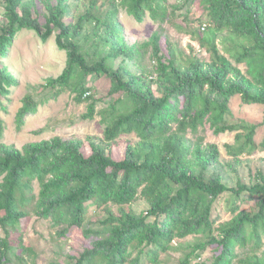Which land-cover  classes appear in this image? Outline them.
Listing matches in <instances>:
<instances>
[{"label": "trees", "instance_id": "obj_1", "mask_svg": "<svg viewBox=\"0 0 264 264\" xmlns=\"http://www.w3.org/2000/svg\"><path fill=\"white\" fill-rule=\"evenodd\" d=\"M66 1L45 0L47 14L41 25L24 0H3L6 22L0 25V58L22 29L41 34L42 40L55 34L56 45L65 51L67 60L58 77L46 79L47 98L74 86L78 101H83L89 90L87 77L106 79L111 98L99 110L105 138L134 133L139 146L128 143L124 157L114 159L94 142L84 145L58 137L22 149L0 144V264H9L12 257L22 261L30 250L22 242L23 224L30 214L55 215L65 225L60 230L63 234L84 227L89 204L109 203L120 208L119 215L107 214L95 221L109 228V233L86 246L72 264H155L175 238L193 234L208 238L205 244L213 250L210 264H231L240 246L253 252L241 264H264V250L261 256L254 253L264 246V174L258 173L251 185L238 182L235 187L215 176L206 179L201 171L195 172V166L206 169L216 159L217 149L213 145L208 150L199 145L191 149L185 137L186 131L196 132L206 123L215 133L233 131L228 103L237 94L245 102L264 105V0H206L214 29L230 27L245 40L236 61L245 63L250 79L234 80L230 79L234 66L213 43H209L207 70L198 59L181 61L172 52L167 56L162 46L168 41L162 43L166 38L157 32L146 42L128 45L118 20L120 9L136 21H142L148 10L153 19L162 22L167 0H105L104 5L89 0L87 11L75 22L65 19ZM181 1L185 5L191 0ZM87 21H93L110 43L108 52L93 63L85 59L77 41ZM206 29L205 25L202 30ZM149 49L154 62L148 71L149 82L156 84L157 95L144 83L148 74L143 73L142 59ZM119 56L131 60L141 73L109 66ZM16 84V77L0 65V105ZM114 95L117 97L112 98ZM47 98L35 101L25 96L18 111L19 123ZM94 110L91 104L83 118L92 119ZM254 131L250 127L245 134L246 144H253ZM196 157L200 158L197 162ZM243 193L258 199L257 210L239 212L219 226L218 234L211 235L217 201L229 195L226 205L235 211L234 199ZM139 196L149 204L146 211L137 214L126 209ZM151 216L153 221L148 220ZM87 233L90 229L85 228L83 235ZM188 255L180 264H189Z\"/></svg>", "mask_w": 264, "mask_h": 264}, {"label": "rangeland", "instance_id": "obj_2", "mask_svg": "<svg viewBox=\"0 0 264 264\" xmlns=\"http://www.w3.org/2000/svg\"><path fill=\"white\" fill-rule=\"evenodd\" d=\"M66 2L68 14L65 19L72 22H75L89 7V0ZM24 3L33 10L34 16L42 25L47 14L45 0H24ZM101 4L104 5L105 0H98L97 5ZM208 5L206 0H191L185 5L181 0H167L162 22L160 18L153 19L148 10L142 21H136L125 9H120L118 20L123 27L124 38L128 45L146 42L153 33L157 32L166 38L161 40L162 43L168 41L162 46L167 56L172 52L181 61L198 59L207 70L211 62L209 43H213L218 53L226 57L235 68L230 75L231 80L250 79L245 63L236 61V53L239 47L245 44V40L242 36L234 34L230 27L217 32L210 18ZM4 6L3 0H0V25L6 22ZM203 24L209 29L208 33L207 29L204 31L200 28ZM212 35H215L214 40L210 38ZM77 41L80 52L88 63L98 61L110 47V43L101 37L100 30L93 21L85 22ZM150 53L149 49L142 59L144 74H148L154 65ZM66 60L65 51H61L56 45L55 34L42 40L41 34L32 30L22 29L17 33L7 54L0 58V65L5 66L17 80V84L10 87L8 96L2 98L0 105V144L22 149L29 143L49 141L58 137L62 140L79 141L84 145L94 142L102 146L105 153L112 158H123L127 144L139 146V138L134 133L121 134L114 140L105 138L99 110L111 98L107 94L109 83L106 79L87 77L86 87H89V90L83 94V97H87L83 101H78L74 86L64 89L53 98H47L50 88L46 86L45 81L49 77H58L66 66ZM108 63L113 69L125 66L132 73H141L140 67L131 60H124L123 56L111 59ZM150 78L148 74L144 79L145 86L150 87L157 95L156 84H151ZM27 95L35 101L45 98L47 100L38 104L35 113L24 115L22 122L19 123L18 111L23 104V98ZM116 97L117 95L112 96V98ZM91 104H94L95 109L93 118L84 119L83 116ZM228 107V123L234 125L233 131L215 133L207 123L199 126L196 132L186 131L185 137L191 149L195 145H199L202 150H208L212 145L217 149L216 159L204 170L196 165L195 172L201 171L206 179L212 176L218 177L228 186L235 187L238 182L251 185L256 181L258 173L264 174V105L245 102L237 94L230 99ZM250 127L255 128L253 144H246L245 134ZM201 158H204V155ZM199 159L196 157V162ZM228 196L224 195L216 203L211 235L218 234L219 226L229 222L239 212L252 213L258 208V199L249 198L247 193H243L239 198H233L238 208L232 211L226 205ZM148 207L149 204L139 196L127 205L126 209L142 214ZM119 213L120 208L114 204L109 203L99 207L89 204L84 227L72 228L63 234H60V230L65 225L58 222L55 215L40 217L32 213L23 224L22 230L23 245L30 250L23 254L22 261L12 257L9 264H72L76 255L86 246L109 233V228L95 221L104 218L107 214L118 216ZM153 219V216L148 218L149 221ZM85 228L90 229V233L83 235ZM207 239L200 234L175 238L170 248L160 253L155 264H180L187 254L190 255H188L189 264H210L213 250L210 245L205 244ZM198 245L201 246L198 248ZM263 250L264 246L254 253L261 256ZM17 253H20V249ZM252 253L247 248L238 247L237 257L231 264H241V259ZM252 260L255 261V258Z\"/></svg>", "mask_w": 264, "mask_h": 264}, {"label": "built area", "instance_id": "obj_3", "mask_svg": "<svg viewBox=\"0 0 264 264\" xmlns=\"http://www.w3.org/2000/svg\"><path fill=\"white\" fill-rule=\"evenodd\" d=\"M205 27V25L203 24L202 26H201V29H203Z\"/></svg>", "mask_w": 264, "mask_h": 264}]
</instances>
